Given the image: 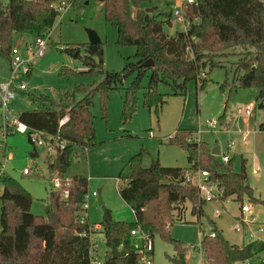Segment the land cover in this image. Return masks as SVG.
<instances>
[{
  "label": "trees",
  "instance_id": "1",
  "mask_svg": "<svg viewBox=\"0 0 264 264\" xmlns=\"http://www.w3.org/2000/svg\"><path fill=\"white\" fill-rule=\"evenodd\" d=\"M143 1L104 0L105 20L116 30L118 46L136 49L134 60L128 58L121 72H104L103 44L86 43V56L82 58L79 51L75 54L84 64L85 69L80 73L103 75L99 84L92 88H76L73 93H66V99L60 102H54L44 94L29 95L32 103L46 108L23 112L19 114V120L30 130L51 137L47 139L49 146H56L55 157L48 160L51 171L63 174L78 157L76 147L85 151L100 145L94 125L96 117L91 110L96 95L102 96V110L107 115L108 93L114 89L123 90L122 118L127 122L136 112L137 93L147 74L149 83L144 104L149 110L153 107L158 110L165 102L164 95L158 92L160 84L169 86L173 94L179 95L186 93L191 81L204 87L207 70L210 72L221 66L217 57L240 49L234 80L241 89L257 88L259 108L264 109V6L261 0L183 3V19L190 26L174 36L165 30L166 25H172L170 19L161 21L137 11ZM61 2L67 1L0 2V56L11 60L16 36L44 38L50 44L59 17L56 5ZM74 51L76 49L67 50L71 55ZM150 60L154 66L144 67L143 64ZM131 77H134L131 85L123 88ZM76 92L84 93L85 97L76 102ZM65 116L69 121L60 126V120ZM260 130L264 131V122ZM30 142L35 145L31 136ZM172 142L186 150L192 169L208 171L210 179L225 189L222 199L233 198L241 202L244 196H248L264 205V201L254 197L245 170L236 173L230 166L217 164L209 147L197 141L192 132H179ZM34 154L36 156V152ZM128 166L131 175L125 178V184L119 186V193L132 208L136 222L116 221L111 211L104 208L101 232L108 248L104 264H139L140 255L131 231L140 228L152 239L156 234L167 237L175 216L181 220L187 202L191 203L194 216L200 218L204 214L205 201L200 199L197 188L186 182L183 170L164 167L159 159H153L149 167H144L141 154L132 157ZM119 179L122 180L121 176ZM87 193L88 179L70 178L68 199L63 198L61 191L50 192L46 219L32 213V195L14 178L1 172L0 264H90L92 244L88 235L91 224L88 220L81 223ZM213 230L215 237H211V233L204 236L200 247L209 264H244L264 251L261 243L232 245L221 232ZM113 247L121 248L127 254L113 257ZM176 249L174 264H185L187 250L180 244Z\"/></svg>",
  "mask_w": 264,
  "mask_h": 264
},
{
  "label": "rangeland",
  "instance_id": "2",
  "mask_svg": "<svg viewBox=\"0 0 264 264\" xmlns=\"http://www.w3.org/2000/svg\"><path fill=\"white\" fill-rule=\"evenodd\" d=\"M64 1L71 5L57 18L46 55L34 63L30 75L15 77L11 60L0 56V87H15L20 80L28 86L27 91L17 94L11 106L16 115L46 108L32 103L29 98L31 94H44L54 102H60L66 99V93H73L76 88H92L103 80V75L81 74L85 69L83 61L74 56L78 51L82 58L86 56L84 45L89 43L88 31H94L102 40L104 72H121L128 58L134 60V47L118 46L117 32L105 20L104 1ZM0 2L7 4L9 0ZM181 3L182 0H144L137 11L161 21L170 19L172 25H166L165 30L174 36L184 32L186 27L183 17L175 15ZM20 38L15 37V45H19L22 59L26 61L35 39L24 35L19 44ZM66 49L76 51L71 55ZM240 53V49L234 53L227 51L217 57L221 66L210 72L207 70L204 87L191 81L184 95L173 94L169 86L160 84L158 92L164 95L165 102L158 110L155 107L149 110L144 104L149 83L147 74L137 93L136 112L127 122L122 118L123 90L114 89L108 93L107 115L102 110V96L96 95L91 110L96 117L94 125L100 145L89 151L76 147L78 157L63 174L48 168L49 157H55V151L32 144L28 133L10 134L6 141H0V174L2 172L14 178L32 195L34 202L31 211L36 216L47 219L46 207L53 190L52 182L56 178L82 177L88 179L89 194L97 193L96 197L90 198L87 209L91 225H101L104 208L111 211L116 221L135 223L132 208L119 193V186L125 184V178L131 175L128 166L130 159L141 154L144 167H149L153 159H159L164 167L188 170L191 164L186 150L171 141L179 132H192L193 137L206 144L211 152L219 148L220 155L215 156L217 164H225L223 158L227 156L230 161L225 165L236 173L245 170L254 197L264 201V131L260 130L264 122V109L259 108L257 88L241 89L234 80L235 63ZM133 80L134 77L129 78L123 88L129 87ZM84 97L82 92L75 93L76 102ZM253 102L256 105L251 116L239 111L240 107L247 108ZM210 121L217 123L214 130L208 128ZM1 122L0 118V125ZM247 132L249 135L244 141ZM25 170L29 174H25ZM100 196L103 205L99 203ZM245 204H250L252 209L242 215L241 206ZM191 210L192 205L187 202L181 220L175 216L168 236L156 234L153 237L152 264H174L176 246L179 244L187 250L185 264H209L200 247L203 237L212 233L213 229L221 232L232 245L243 246L250 243V235L243 222L264 224V205L248 196H244L241 202L233 198L207 201L200 218L194 216ZM1 211L0 202V214ZM237 227L245 230L238 232ZM1 230L0 222V233ZM94 238L98 241L99 254L104 258L108 249L105 235L100 231ZM132 241L138 247L143 246L139 238ZM263 259L264 251L245 264H261Z\"/></svg>",
  "mask_w": 264,
  "mask_h": 264
},
{
  "label": "built area",
  "instance_id": "3",
  "mask_svg": "<svg viewBox=\"0 0 264 264\" xmlns=\"http://www.w3.org/2000/svg\"><path fill=\"white\" fill-rule=\"evenodd\" d=\"M263 6H264V0H261ZM193 4L194 0H182V4ZM182 4L176 8L175 15L179 17H183V11H182ZM71 4L68 2H61L56 5V11L59 14V17L65 13ZM190 25L187 24L186 28H188ZM51 37V36H50ZM49 43L47 39L44 38H36L35 44L32 48L29 49V58L26 61H23L19 45H15L12 49V55H11V62L13 66V72L15 77H22L26 75H30L32 73V68L34 63L41 58H44L48 49ZM187 51H190V48H187ZM204 76V74H203ZM28 90V86L23 83L21 80L19 82V85L13 86L7 85L0 87V118L2 120L1 122V129H0V141L4 140L6 141L7 136L10 134L16 132L19 134H30L32 137V140L35 144L38 146H46L49 147L50 150L55 151L56 146L50 147V143H48L47 139L50 140L51 137L45 136L44 133L38 132V131H32L29 129V127L22 123L19 120V115H16L12 111V104L14 100L16 99V96L18 93H22ZM255 103H251L247 108L240 107L239 111L242 113H246L247 116H251L253 109L255 108ZM69 121V117L65 116L60 120V126L64 125ZM217 126V123L215 121L208 122V128L214 130ZM249 135V132L245 134L244 141H247V137ZM152 136V133L150 134ZM88 151V150H85ZM224 163H228L230 159L227 156H224L223 158ZM0 166L1 163H0ZM25 174H29L28 170L24 171ZM182 174L186 180L187 183L192 184L195 186L198 190V194L200 199L203 201H212L223 198L225 194V189L220 188L217 183L212 181L210 179V174L208 171L205 170H195V169H188L183 170ZM53 190L54 191H61L62 196L64 199L69 198V189H70V179H61L56 178L53 182ZM97 193L89 194V192L85 195V200L82 205V211L83 216L81 217V223L85 224L88 220L87 217V209L89 207V200L91 197H96ZM251 205L245 204L241 206V212L243 214H247L251 211ZM242 219V218H241ZM242 221V220H240ZM244 227L248 229V233L250 235V243H262L264 244V224L263 225H253L254 223H247L243 222ZM91 232L88 235V238L91 241L92 247L90 249V264H104L105 263V257L102 258L99 254V246L97 239L94 238L96 234H98L99 231H101L102 227L101 225H90ZM238 232H242L245 230L241 227H237L236 229ZM215 233H211V237H215ZM84 237H87L86 234L83 235ZM132 238H139L143 241V246L138 247L135 245V248L137 249V253L140 255L139 264H152L153 263V257L152 252L154 250L153 245V239L144 231H142L140 228L134 229L131 231ZM250 261V260H249ZM247 261V262H249ZM245 262V263H247ZM244 263V264H245ZM261 264H264V259L261 260Z\"/></svg>",
  "mask_w": 264,
  "mask_h": 264
},
{
  "label": "water",
  "instance_id": "4",
  "mask_svg": "<svg viewBox=\"0 0 264 264\" xmlns=\"http://www.w3.org/2000/svg\"><path fill=\"white\" fill-rule=\"evenodd\" d=\"M102 1H104V0H102ZM88 37H89V43L90 44H101L102 43L101 38L94 31H88ZM143 66L146 68L152 67V66H154V62L152 60H150V61L144 63ZM211 154L213 156L220 155L219 148L217 147L216 149H214L211 152ZM32 156H34V155L32 154ZM99 203L101 205H103V201H102L101 196L99 197ZM126 254H127V251H125V250H119L117 247L112 248V256L113 257H122V256H125Z\"/></svg>",
  "mask_w": 264,
  "mask_h": 264
},
{
  "label": "crops",
  "instance_id": "5",
  "mask_svg": "<svg viewBox=\"0 0 264 264\" xmlns=\"http://www.w3.org/2000/svg\"><path fill=\"white\" fill-rule=\"evenodd\" d=\"M182 4V3H181ZM185 21V20H184ZM186 23V22H185ZM187 25V24H186ZM187 28L185 27V30H186ZM24 35H21L20 37V41L18 42L19 44H20V42H22V37H23ZM254 103V102H253ZM89 151V150H88ZM220 151V150H219ZM0 222H1V218H0ZM1 227H2V225H1ZM2 231V230H1ZM119 250H122L121 248H119ZM153 252H154V250H153ZM153 252H152V255H153ZM108 255V249H107V251H106V255H105V257Z\"/></svg>",
  "mask_w": 264,
  "mask_h": 264
}]
</instances>
